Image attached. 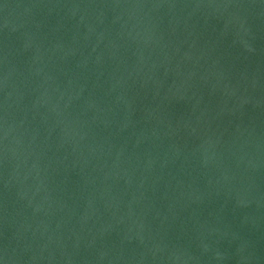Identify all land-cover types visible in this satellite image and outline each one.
Segmentation results:
<instances>
[{
    "label": "water",
    "instance_id": "95a60500",
    "mask_svg": "<svg viewBox=\"0 0 264 264\" xmlns=\"http://www.w3.org/2000/svg\"><path fill=\"white\" fill-rule=\"evenodd\" d=\"M0 264H264V0H0Z\"/></svg>",
    "mask_w": 264,
    "mask_h": 264
}]
</instances>
